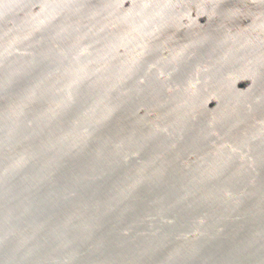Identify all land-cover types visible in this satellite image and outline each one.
<instances>
[{
  "label": "water",
  "instance_id": "obj_1",
  "mask_svg": "<svg viewBox=\"0 0 264 264\" xmlns=\"http://www.w3.org/2000/svg\"><path fill=\"white\" fill-rule=\"evenodd\" d=\"M0 264H264V0H0Z\"/></svg>",
  "mask_w": 264,
  "mask_h": 264
}]
</instances>
